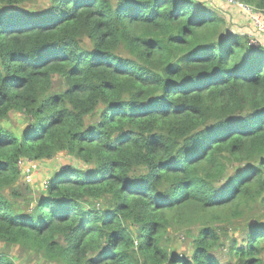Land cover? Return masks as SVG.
I'll return each instance as SVG.
<instances>
[{"label":"trees","instance_id":"1","mask_svg":"<svg viewBox=\"0 0 264 264\" xmlns=\"http://www.w3.org/2000/svg\"><path fill=\"white\" fill-rule=\"evenodd\" d=\"M28 1L0 0V243L59 264H264V46L192 0ZM60 153L81 166L31 210L4 196L20 161ZM176 228L195 229L190 256Z\"/></svg>","mask_w":264,"mask_h":264},{"label":"rangeland","instance_id":"2","mask_svg":"<svg viewBox=\"0 0 264 264\" xmlns=\"http://www.w3.org/2000/svg\"><path fill=\"white\" fill-rule=\"evenodd\" d=\"M201 6L208 7L216 16L224 21V26L231 31V33L246 36L247 38L255 42L257 45L264 46V32L259 31L257 21L252 19L250 15L242 11L236 4L229 0H192ZM50 4V0H29L23 8L25 9H38L47 7ZM253 14L258 20L264 18V14L253 9ZM58 82L55 79V85ZM59 85V84H58ZM61 87L58 86V90ZM3 128H7L17 136L27 125V118L18 113H10L9 116L1 123ZM75 165L80 167L81 164L77 161L71 160L66 154L60 153L49 160H41L37 162L31 161L25 165L28 172V178L25 177L22 172L18 181L11 187L3 191L4 196L7 199H11L16 202L24 212L31 210L36 203V200L41 194L45 193V186L49 178L57 172L59 167L64 165ZM26 174V173H25ZM102 207V205H99ZM229 227V228H228ZM225 225L216 227L217 229L226 230L228 235L237 237V233L233 228ZM194 228L186 230L183 228L171 229L169 233L170 240L169 246L171 249L179 252H185L187 256L191 254V237L194 232ZM222 245V246H221ZM228 245L227 240H222V244H219L215 249L216 255L224 258L226 247ZM5 254L11 258L14 264H59L52 262L44 257L24 249L22 247H6L0 243V254ZM228 264V263H225Z\"/></svg>","mask_w":264,"mask_h":264},{"label":"built area","instance_id":"3","mask_svg":"<svg viewBox=\"0 0 264 264\" xmlns=\"http://www.w3.org/2000/svg\"><path fill=\"white\" fill-rule=\"evenodd\" d=\"M230 2H232V3H234V4H236L242 11H244L246 14H248V15H250V17L252 18V19H254L255 21H257V25H258V29H259V31H261V32H264V18L262 19V18H260V19H256L255 18V16H254V14H253V8H251V7H249V6H247V5H244V4H241V3H238V2H236V1H234V0H229ZM255 10V9H254ZM257 11V10H256ZM258 12H260V11H258ZM251 43H253V44H255V42L254 41H252L251 40ZM28 163H31V161H28V162H26V163H23L22 161H20L19 163H18V168H19V170L21 171V172H25L24 173V175H25V177L26 178H28V172H29V170L27 169V167H25V165L26 164H28Z\"/></svg>","mask_w":264,"mask_h":264}]
</instances>
